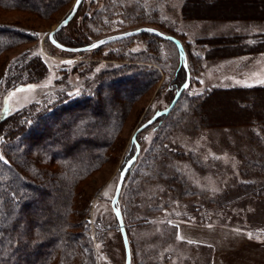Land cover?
Instances as JSON below:
<instances>
[{
	"label": "trees",
	"instance_id": "obj_1",
	"mask_svg": "<svg viewBox=\"0 0 264 264\" xmlns=\"http://www.w3.org/2000/svg\"><path fill=\"white\" fill-rule=\"evenodd\" d=\"M126 1L103 0L94 12L85 14L83 22L78 24L79 28L74 29V35L66 31L72 19L54 33V39L69 47L88 45L104 33H111L109 25L120 14H127L132 22L146 21L136 27L151 26L170 34L164 30V23L157 17L156 10L151 12L143 9V0L135 2L141 9L138 13L128 9ZM69 2L70 9L75 0H0V7L46 17ZM83 4L84 0L78 11ZM182 9L188 18L264 21V0H185ZM37 32L36 29H28L17 23L0 21V57L9 49L36 40ZM170 35L179 38L173 33ZM136 36L147 38L148 47L140 52L125 49L118 52L116 57L124 62L122 65L95 77L88 76L91 64L84 65V71L79 72L82 76L87 75L86 90L82 95L70 99L67 96L61 97L48 105L32 103L0 117L3 153L0 155V264H96L93 231L84 219L89 212L91 198L84 193L81 184L107 161L108 152L121 130L129 103L154 86L161 79V71L165 73L167 70L170 73L166 82L168 91L172 93L168 94L169 103L187 79V70L174 42L147 32L117 42H126ZM240 36L243 42L240 43L244 44L246 50L264 48V33ZM203 41L212 45L223 41L227 45L229 42H238L239 38H222L220 42L216 38L206 37L200 39V42ZM103 46L94 51L97 53ZM168 46L173 47L172 57L166 54ZM82 52L87 50L73 53ZM202 56L189 55L187 66L190 82L194 66L200 69ZM9 59L6 63H0V70L3 66L0 72V97L24 83L39 82L48 70L41 56L29 55L28 51L12 62ZM166 64L168 69L165 68ZM76 68L77 65L73 66L72 71L75 72ZM112 83L116 84L120 96L117 93L110 96L101 90V87ZM109 99L115 101V109H105L106 101H111ZM216 107H223L220 110L225 112L226 117L223 118L227 121L213 120L217 116L212 113ZM188 116H198L205 124L264 125V85L216 86L196 94L183 90L173 109L149 125L156 131L153 143L139 165L135 168L137 157L127 173L125 182L131 175L127 198L133 206L137 205L135 199L141 195L143 181L165 176L159 166L164 163L163 160L171 158L174 151L172 135L182 127ZM135 151L136 145L131 144L120 169ZM243 165L249 180L239 183L234 189L226 190L219 199L214 200L218 208L225 210V215L229 214L226 208L233 200H252V196L260 195L261 192L259 199L264 200V149L258 151V158H243ZM253 165L262 169V176L256 180L248 178L254 174L248 172ZM174 173L172 177L182 179L180 172L176 170ZM181 183L183 191L190 192L187 184ZM118 203L126 223L124 208L121 201ZM248 217L252 218L251 215ZM188 223L242 228L248 230L253 238L264 239V234L259 233L264 231L263 224L254 225L252 222L249 227H243L227 222L214 223L207 218ZM126 230L129 235L127 226ZM32 257L35 259H30Z\"/></svg>",
	"mask_w": 264,
	"mask_h": 264
},
{
	"label": "rangeland",
	"instance_id": "obj_2",
	"mask_svg": "<svg viewBox=\"0 0 264 264\" xmlns=\"http://www.w3.org/2000/svg\"><path fill=\"white\" fill-rule=\"evenodd\" d=\"M102 1L84 0L82 8L77 11L68 26L67 33L74 35V29L79 28L78 24L83 22L85 14L94 12ZM136 1L127 0L125 4L128 9L138 13L141 9L135 4ZM184 1L143 0V9L151 12L156 10L157 17L164 23V30L181 39L187 61L190 54L193 57L205 55L200 61V69L194 66L188 93L196 94L216 86L264 85V48L256 51L246 50L240 36L264 33V21L188 18L182 9ZM70 4H64L46 17L0 7V21L17 23L38 31L36 40L9 49L0 57V63H6L9 57L12 62L28 51L29 55L41 56L48 65L45 76L39 82L24 83L6 91L0 97V117L26 108L32 103L48 105L61 97L67 96L70 99L80 96L87 85V75L79 74L84 71V65L91 64L92 69L88 76L95 77L124 63L116 57L121 50L140 52L147 49L148 39L140 36L126 42L105 44L97 53L94 49L73 53L74 51L56 47L49 40L48 32L68 14ZM145 23L146 21L132 22L127 14H120L114 17L109 25L111 33H104L102 37ZM206 37L219 41L222 38L231 40L238 37L239 41H227V45L223 41L215 45L200 42V39ZM173 53L172 46L166 47L168 57H172ZM75 65L77 68L73 72L72 67ZM165 68L168 69L167 64ZM169 74L167 70L165 73L161 71V79L129 103L121 130L108 152L107 161L81 184L84 193L91 198L89 212L84 219L93 231L96 264H125L124 244L111 201L119 179L120 165L132 144L133 131L147 116L151 117L157 110L169 104L172 94L166 87ZM101 90L108 92L110 96L113 93L121 95L114 83L101 87ZM115 108L113 99L106 101L105 109ZM220 109L223 107H216L212 111L217 115L213 120L227 121L223 118L226 117L225 112ZM155 134L156 131L151 126L139 133L137 140L141 153L135 168L146 156ZM171 142L174 146L171 158H166L159 166L165 176L141 183V195L135 199L136 206L127 198L131 175L123 184L119 200L127 218L125 226L129 230L131 264H209L207 249L179 238L178 225L182 222H196L207 218L210 222H227L243 227H249L252 222L254 225H264V200L259 199L262 192L252 196V200L231 199L232 203L226 208L228 215L224 214L225 210L214 204V200L219 199L226 190L234 189L239 183L249 180L244 173L243 158H258V151L264 149V125H219L217 122L205 124L198 116H188L182 127L174 131ZM0 155H3L1 137ZM251 169L248 171L254 173L248 177L251 180L262 176L261 168L253 165ZM176 170L181 173L182 179L172 177ZM181 182L187 184L190 192L183 191ZM117 204L120 208L119 203ZM129 211L132 212L131 215ZM248 215H251L254 221H251ZM74 218L77 219L76 216ZM259 233L264 234V231Z\"/></svg>",
	"mask_w": 264,
	"mask_h": 264
},
{
	"label": "water",
	"instance_id": "obj_3",
	"mask_svg": "<svg viewBox=\"0 0 264 264\" xmlns=\"http://www.w3.org/2000/svg\"><path fill=\"white\" fill-rule=\"evenodd\" d=\"M81 2H82V0H79V3H78V0H75V2L73 3L68 14L62 20H60L48 32L49 39L51 37L50 41L52 42L54 40L55 43H53V42L52 43L56 47H58L62 50H66V51L92 50V49L98 48L100 46H103V45L111 43V42H115V41L125 39V38L131 37V36H134V35H137L140 33L147 32V33L154 34V35H156L162 39H166V40H170V41L174 42L175 45L177 46L178 51H179V56H180L181 62L184 64V67L187 70V79L181 85V87L178 89V91H177L176 95L174 96V98L172 99V101L166 107L157 110L149 119H147L146 121L141 123L133 131L132 136H131V142H132V144L136 145V151H135L134 155L126 161L124 167L121 169L119 179H118V182H117V185L115 188L114 196H113L112 201H111L112 208L115 212V216H116L119 228H120V232H121V236H122V240H123V244H124L125 264H131V247H130L129 237L127 234L123 214H122L120 208L118 207L117 203L119 201V197H120V194H121L127 173L130 170V168L132 167V165L134 164L135 160L137 159V157L140 153V145L138 143L137 136L141 131H143L146 127L151 125L161 115L168 114L173 109V107L177 103V101H178L181 93L183 92V90H185L189 87L190 72H189V69L187 66V59H186V54L184 52V47H183V44L181 43V41L179 39H177L176 37H174L173 35L167 34L163 31H161L155 27H151V26H141V27L126 30L123 32L109 34V35L103 36L99 39H96L92 43L85 45V46H82V47H69V46L62 45L61 43H59L58 41H56L54 39V33L56 31L60 30L61 28H63L64 26H66L73 19V17L76 15V13L78 11V8H79ZM65 21H67V23H65Z\"/></svg>",
	"mask_w": 264,
	"mask_h": 264
},
{
	"label": "crops",
	"instance_id": "obj_4",
	"mask_svg": "<svg viewBox=\"0 0 264 264\" xmlns=\"http://www.w3.org/2000/svg\"><path fill=\"white\" fill-rule=\"evenodd\" d=\"M248 230L218 224L179 223L181 240L209 251V264H264V239Z\"/></svg>",
	"mask_w": 264,
	"mask_h": 264
},
{
	"label": "snow or ice",
	"instance_id": "obj_5",
	"mask_svg": "<svg viewBox=\"0 0 264 264\" xmlns=\"http://www.w3.org/2000/svg\"><path fill=\"white\" fill-rule=\"evenodd\" d=\"M78 3H79V0H78ZM65 23H67V21H65ZM50 39H51V37H50ZM53 43H55V41L53 40L52 41ZM249 236H251V234H249Z\"/></svg>",
	"mask_w": 264,
	"mask_h": 264
}]
</instances>
